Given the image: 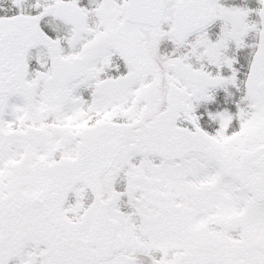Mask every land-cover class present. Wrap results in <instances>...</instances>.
Returning a JSON list of instances; mask_svg holds the SVG:
<instances>
[{"label": "snow or ice", "instance_id": "snow-or-ice-1", "mask_svg": "<svg viewBox=\"0 0 264 264\" xmlns=\"http://www.w3.org/2000/svg\"><path fill=\"white\" fill-rule=\"evenodd\" d=\"M0 264H264V0H0Z\"/></svg>", "mask_w": 264, "mask_h": 264}]
</instances>
